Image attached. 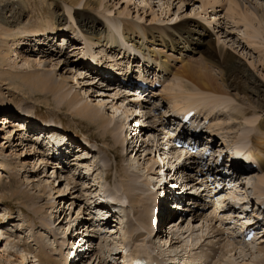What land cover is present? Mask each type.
<instances>
[{
  "label": "rangeland",
  "instance_id": "obj_1",
  "mask_svg": "<svg viewBox=\"0 0 264 264\" xmlns=\"http://www.w3.org/2000/svg\"><path fill=\"white\" fill-rule=\"evenodd\" d=\"M178 1L179 0L173 2L175 4L171 5L170 19L167 11L168 6L163 0H109V5H114V7L112 11L105 13V16L111 19H115V17L121 19L128 17V19H133L145 26L151 25V23L154 22L158 25L165 24L169 26L173 24H175L174 26L177 24L188 25V27L192 29L197 27V29L202 32L203 36H201V38L203 41H209L211 43L212 54L214 55L213 58H204V52L208 50L206 42L203 44L191 45L189 47L190 50L197 53H189V56L185 52L188 48H183L184 45L182 42L176 50H172L171 48L170 50L168 48L162 49V46H160L161 42H157V46L150 47L149 45V48H157L168 53V55L173 54L174 57H178L175 59L171 55V60L169 61L170 63L173 62V64L178 67H180L181 64L177 63L176 60L181 59V52L185 54L183 58H189L191 60L197 59V63L206 62L207 71L217 77V83L220 88L228 91V94L232 96L231 98L236 97L239 100L238 102L234 99H232L233 101L226 99L227 101H224L226 105L235 106V104H239L249 113L245 115L244 118H239L234 121L235 123H231L230 121L227 128L225 125L228 124L229 117L227 116H229L230 113H227V115L224 112L225 115L215 116L212 122L213 125L216 124L217 127L218 125L225 127V129H223L224 136L221 140L222 143H220L219 140L217 142L214 140L216 148L223 143H226V146H228L235 142L236 138L240 140V137H242V143H246L245 145L247 146L251 145L252 137H262L261 139H264V134L261 129H257L259 122L264 119V108H259L260 106L257 105L258 100L264 99L262 96L264 94V50L257 49L259 48L255 47L257 45H252L258 42L259 45L263 46L264 36L262 33L253 36L250 32L251 30L246 27L245 23L238 22V16L235 15L231 17V13L227 9L229 6L227 3L222 2L224 6L221 4L209 6L210 8L207 7L208 9L205 13L199 8L201 6V1L205 2V0H183L185 4H183L180 11L177 13L178 8L182 5V3H180L181 5L178 4ZM257 1L258 0H250L253 4H258L259 2ZM163 3L164 6H162ZM14 10L19 15V19H11L13 20V22H11L12 25L15 27L20 25L21 28L23 26H28L31 30L36 28V31L41 29L43 23L48 19L55 24L61 21L66 26L70 23L78 34V27L81 26L78 23L82 20L87 21L92 17V15H90L92 13L89 11H86L87 13L84 16L74 15V11L66 9L59 0H20V3L14 6ZM68 13H71V17ZM119 13H122L120 17ZM95 14L99 16V13ZM97 18H101L105 21L102 16ZM104 23L105 22L97 23L100 26L97 32L103 31L106 26ZM112 26L117 28L115 31L117 35L125 31L126 36L132 39L131 34L127 33V28L123 27L119 21L112 24ZM13 27H10V29H13ZM31 30L24 32V34L22 33V35L18 33L15 40L10 43L11 51L9 57H7L8 59L5 60L4 64L0 61V218L4 220L2 223L0 222V228L6 227L7 230L5 231L7 234L8 229L13 230V233L11 232V238L8 240V249L5 248V238L4 242H0V255H4V250H7L8 254L10 251V256L13 257L11 264H21L20 260L16 259L21 255H24L27 259L25 264H44L37 260V257L40 256L39 250L43 247L47 252L49 251L48 253L52 252V254L58 258L56 259L52 255V257H50L56 259L58 264H62V262L59 261L64 259L66 260L63 262L64 264H85L84 260L87 256L84 255V257L79 260L80 256L85 253L86 250L97 247L99 243H101L99 248L106 252H109V250L116 252L118 248L128 254L130 247H132V251L138 250L139 247L148 248L150 244L148 241L153 238L149 233H152L151 230L155 223L154 214L151 217V211H154L153 206L150 208L149 212L148 208L142 207L141 205L137 210H134L132 207H114V205L111 204L114 209L117 210L114 219L120 224L114 227L110 225V227H112L110 228L112 230L109 231L111 234H104L105 231L97 235H94L93 232L89 234L88 231V234L82 231L83 234L79 231L73 233L69 230L70 223H68V221L75 217L73 215V209L77 205L78 200L93 198L109 203L112 201L113 197L117 196L121 199L123 205L130 202L127 198L128 195L125 191V185L132 184L133 180L130 177V173H128L129 177L125 176L126 160L130 157L133 158L132 147L134 148V146H136L140 139L139 134H143V132L148 133L147 138L144 139L145 136L143 135L141 138L150 144V147L148 149L147 145L143 143L144 147L142 149L144 151L139 154L140 158L138 156L133 163L134 165L131 167L137 170V175L143 174L142 177L144 179H148L150 182L155 180L156 175L154 174L157 173L159 166H156L154 174L147 173L146 167H150V160H152V162L155 161V165L156 162H158L151 154L153 147L156 146L155 149H158L159 146V144L155 142V139L159 138L158 133L161 131H159L160 128L158 130L156 129L160 125L158 124L157 126L156 121L160 120L158 122H162L163 120L161 118L164 117V119H166V116H169L168 113H165V110L168 112L171 109L172 103L171 105L169 103L171 100L168 101V98L165 99L166 97L162 94L163 88H159L154 92L155 101L151 106H148L149 109H147L146 104L143 103L141 105L143 107L136 110L138 114H136L137 112L133 113L136 108L132 105L133 103L130 104V99L121 98L120 95L117 94L116 89L112 88L113 85L107 82L106 79L97 81V76L91 72V68L89 70L88 68H82V59L88 57L87 55L91 52L94 55L98 52V57L103 56L99 53L102 49L98 50V48H92L95 49L92 51L89 49V53L86 55L83 49L84 46L80 44L78 46L80 49L78 48V50L73 51V35L68 33V37L66 36L65 38L68 41H64L62 38L58 40L64 41L67 44L66 47H68L69 43L67 50L62 52L61 49L59 50L56 48L57 50L54 49L53 52L49 47L51 44L49 46L46 45L45 48L42 49V43L39 42L41 39H38L39 36L32 35ZM86 30L88 29L85 28L83 23L82 32L79 37L82 40L95 41L98 36L93 39L90 35L93 36L97 32L90 33ZM251 37L254 38L251 39ZM41 38L43 39V37ZM53 38L54 37L50 38L52 45H54L58 36ZM3 41L4 40H0V42ZM137 42L138 41L135 39L134 44ZM128 45L131 44H126L127 47ZM149 48L148 51L152 52ZM221 51L234 62H238L240 64L239 67L246 71L245 74L249 76L251 81L249 83L242 82L244 85L241 84V86L245 89L240 87V85L230 88L227 80L225 83L226 85L224 84V79L226 78L224 76L225 69L220 60ZM140 53L144 54L142 52ZM110 54H113V52ZM177 54L178 56H176ZM21 55L26 56L31 62L23 64L20 60L22 57ZM114 55H112L113 59L119 57L117 53H114ZM129 56H135V58H137L138 54L135 55L132 53V55ZM108 60L110 59H100L97 62ZM121 61L125 63L126 58H123ZM104 64L110 67L109 63L105 62ZM147 65L148 64H146V66ZM12 67H14V69H12ZM114 67L116 68L118 66ZM149 67L150 69L148 71L153 70V73L156 72L157 67L152 66V64H150ZM20 69H22V71H24V69L33 71V76L36 72L43 75H55L58 80H63L68 83V86H73V89L79 93L81 100H87L91 104L101 107V111L103 112L105 110L104 112L109 116L113 112V109L120 108V106L127 108V110H131L129 118L125 119L123 123L125 127L123 135L125 137L127 136L124 140V144L114 146L111 135L105 136L103 131L96 125L77 117L68 104L62 103L52 95L32 91L33 89L31 86L34 82H26V84H24L20 78H16L8 73L9 70L22 73ZM221 70H224V72L222 73ZM81 73H83V75ZM158 74L160 73L158 72ZM168 77H165L164 82ZM33 81H35V79ZM252 82L259 85V90L263 92L261 96L258 94V96L255 97L254 94H252L254 93L252 90ZM77 83L80 85H77ZM82 84L84 86H82ZM246 87L250 89V91H248ZM247 98L251 99L252 103H250ZM101 101L105 102L104 106L100 104ZM157 105L163 108H157ZM155 107L157 109H154ZM206 108H208V106ZM121 109L123 111L119 110L120 112H116L118 114L116 115L117 118L118 116L120 117L124 111L126 112L124 108ZM152 109L160 110L157 116L149 118L150 116L147 117V114L154 112ZM203 113H205V111ZM135 115H139V117L142 118ZM121 119L124 120L123 116ZM138 119L141 120L140 123H142L145 128L139 129L140 126L138 127L137 124L134 125V122ZM16 126H18V128H16ZM134 129L137 131H134ZM138 129L144 130L139 132ZM215 129L214 131H216ZM216 132H219V134L221 133L220 131ZM216 132L211 133V135ZM134 135L135 137H133ZM130 136L133 138L130 139ZM249 136H251L250 139ZM105 137H107L108 140L104 141ZM143 140L139 143L140 145ZM134 141H136V143ZM54 142H59V146L62 144L63 146L61 148H55L53 146ZM141 147L142 145L140 148ZM243 147L245 146L243 145ZM148 150H150V152ZM64 151H67V155L65 154V156L63 154ZM147 152L150 153V156H148ZM145 157L150 158L149 162H147L149 163L148 165L146 163L143 165ZM229 160L230 158L228 161ZM243 170L248 174V177L244 176L245 183L247 182L250 187L246 188V198L244 199H247V194L254 192L253 189L256 190V188L259 187L264 189V186L258 183L257 177L260 176L261 173L259 174L257 171L252 170L253 173L250 174L247 172L248 170ZM239 171L242 172V168L239 169ZM171 181L174 184L178 183V180ZM181 186L183 188L185 187L183 183ZM146 192V189L143 191L141 188H137L133 191L136 196L140 197L146 196ZM14 193H23L24 197H22L20 201L11 198V195ZM149 193L153 194L151 192ZM3 196L8 199L3 200ZM164 198H166L164 199V205L166 206L167 201H169L171 206V193L166 192ZM73 203L74 205H71ZM20 204H27L31 211L42 212L38 214L28 212V215L21 213L19 212ZM242 204L245 203L243 202ZM135 206L138 205L135 204ZM108 207L110 206L108 205ZM157 208L159 212L160 205L157 204ZM109 209H111V207ZM139 209L142 216H140V213L138 214ZM262 210L261 214L264 215V211ZM145 212L146 214H144ZM158 212V227H156H160V233L156 235L158 231L155 232L153 241L159 243L158 245L160 248H164L163 244L167 241L171 240L172 243V239L175 238L172 246H170V242L167 243L169 244L168 250L174 255H179L182 251L181 248L185 244L191 243L190 245H193L198 236L202 234L201 230H196L199 225L196 219L198 215L193 216V219H196L195 222H197L195 230H193L190 235H182L181 231L182 233H186V231H184L185 224H182V227L184 226L183 228H178V231L174 232L173 229H176V227L172 224L175 222V216L170 218V223H167L169 221H164V219L165 216L169 215L167 214L168 211L165 213L161 212L160 217ZM109 213L111 214V211H109ZM149 213L150 218L147 219V223L145 224L144 219ZM144 215L145 217H143ZM137 216L140 219L137 218ZM207 217L209 216L202 217L201 219L204 220ZM160 218H164L162 222H160ZM33 220L37 223L36 225L33 224ZM164 223L167 224L165 227H163V225H165ZM168 226L171 230H167ZM204 228L205 227L202 229ZM52 233L55 234L53 235L55 237L52 236ZM176 235H182L183 238L179 239V236ZM129 238L131 239L129 240ZM84 239L89 242H82ZM129 241L131 242L130 245L133 242L131 246L128 243ZM36 242L39 244L37 245ZM260 242L263 241H255L250 247L238 246V249L235 248L233 252H229L227 250L228 246L226 247V245H224L223 251H228L229 253L226 252L219 257H215L210 261V264H257L260 259L264 258V243ZM225 243L226 241L222 240V244ZM161 245L163 246L161 247ZM82 248L84 249L82 250ZM196 251L198 252L199 250ZM204 251H210L208 246L204 248ZM5 257L6 256L0 257V264H9L6 262ZM115 257L121 261L125 259L120 253Z\"/></svg>",
  "mask_w": 264,
  "mask_h": 264
},
{
  "label": "bare ground",
  "instance_id": "obj_2",
  "mask_svg": "<svg viewBox=\"0 0 264 264\" xmlns=\"http://www.w3.org/2000/svg\"><path fill=\"white\" fill-rule=\"evenodd\" d=\"M59 1L64 5V7L66 9L74 11V15H76V16H78V15L84 16L87 13L86 11H89L90 13H92V14H90V15H92V17L89 20H87V21L82 20L80 22L81 24L78 23L79 25H81L80 27H78V29H79L78 34L75 32L74 28L70 25V23H68V25L66 26L61 21H58L55 24L54 22H51V20H48V19H46V21L43 23V26L38 31L35 30L36 28L31 30L30 27H28V26H23L21 28L20 25H18L17 27H15L14 25L11 24V22H13L14 19H19V15L14 10V6L16 4H19L20 0H0V40H4L3 42H0V58H1L0 61H1V63L4 64L5 60L8 59L7 57H9V53L11 51L10 43L15 40V37L17 36L18 33H20L22 35V33L24 34V32L31 30L32 35L39 36L38 39L39 38L41 39L39 41L42 43L41 48L43 49V48H45L46 45L49 46L51 44V46H53V47H51V46H49V47L53 52H54V49L57 50L56 48L59 49V47L56 46L55 44L52 45V41H50V38L51 37L55 38L56 36H59L62 38V40L68 41L65 38H66L68 33H71L73 35L72 37L74 40L73 41L74 42L73 43V46H74L73 51L78 50V48H79L78 46L80 44L84 46L83 49L85 50L84 53L86 55L89 53V51H88L89 49H91V51L95 50L92 48H98V50L102 49L99 53L102 54L103 56L98 57L97 56L98 52L95 55L92 54V52H91L89 55H87L88 57H86L85 59H82L81 62L83 63V65H82L83 69L88 68V70H89L90 68L92 69L95 67L102 68L101 66H102V63L104 64V62L109 63L110 67H112V68L114 66H120L121 67V66H123L122 64H124V62H122L121 60H123V58H126L127 60L130 59L129 55H132V54L129 51H133V52L137 53L138 56L145 59L146 64H149V65L152 64V66L157 67V69H156L157 73L154 72V74H158V72L161 74L160 70L162 72L166 71L167 77L168 76L169 77L166 79L165 82L163 81V85L161 88H163L162 94H164L165 97H169V99L171 100V101H169V103H170V105L172 103V106H171L172 112L171 113L173 115H179L181 113H184L187 109H194L196 111L197 117L194 118L195 120L194 119L192 120V123H195V121H197V122L200 121V119L202 118L203 112L205 111L204 121H205L206 117H209L208 119L210 121V124H213L212 122L215 119V116H221L222 114H224V112L226 114L230 113L231 115L229 114V116H227V117H229L228 124L225 125V127L227 128L230 121H231V123H233L234 121L238 120L239 118L240 119L244 118L245 115L249 114L246 111V109L239 104H235V106L234 105L231 106L228 104L226 105V103L224 102V101H227L226 99H229V101H233L232 99H234L235 101H238V102H239V100L236 97L231 98L232 96L228 94V91H225L224 89L220 88V86L217 83V81H218L217 77L212 75L210 72L207 71L208 68L206 69V62L197 63V61H196L197 59L191 60L189 58H183L185 56V54L183 52H181V57H180L181 59L176 60L177 63L181 64V66L178 67L177 65L173 64V62L172 63L169 62L171 60V55L173 56V54L168 55V53H165L160 49L153 48V47L149 48V45H150V47L151 46H157L158 45L157 42H161L160 46H162V49L168 48L170 50V48H171L172 50H176V48L179 47L181 42H182V44L184 45L183 48L190 49L189 47L191 45L203 44L206 42V44L208 46V50H206L204 52L205 53L204 58H206V57L213 58L214 55L212 54L211 43L209 41H205V42L203 41V39L201 38V36H203L202 32H200L199 29H197V27L196 28L194 27V29H192V28L188 27V25H178L177 24L176 26H174L175 24H173L172 26H169V25H165V24L158 25L154 22L151 23V25L149 24V25L145 26V25L138 23L137 21H134L133 19H131V20L128 19V17L124 18V19L116 18V17H115V19H111V18H108L105 16V13L112 11L113 7H114V5H109V0H59ZM160 1H162V0H160ZM163 1H165L164 3L168 6L167 11L169 14V19H170L171 18V15H170L171 14V5H174L175 3H173V2H177V0H173V1L172 0L171 1L163 0ZM184 1L183 0L178 1L179 2L178 4L182 3V5L180 4L181 6L178 8L177 13L180 11L183 4H185ZM222 2L227 3V5L229 4L227 9L231 13V17L235 16V15L238 16L239 17L238 22L239 23L240 22L245 23L246 27H248L249 30H251L250 32L253 36L260 35L261 33L264 36V0H258L257 2H259V3L258 4L255 3L256 6H255V4L250 2V0H226V1L205 0V2L201 1V6L199 8L202 9L203 12L206 13V10L208 9L207 7L215 6L217 4L222 5ZM164 3L162 4V6H164ZM222 6H224V4ZM95 13H99V16L100 17L102 16L105 19V21H103L101 18H97L99 16H97V14H95ZM177 13H176V15H177ZM68 14L71 17V13H68ZM168 14H166V15H168ZM121 15H122V13H119V17ZM11 19H13V20H11ZM118 21L123 25V27L127 28V33L131 34L132 39H130L129 37L126 36L125 31H122L121 34L118 33V35H117V33L115 32L117 28L113 27L112 24H115ZM101 22H105L104 25H106V26L103 29V31L97 32L98 31L97 29L100 28L99 24H97V23H101ZM57 23H58V25H57ZM83 23H84L85 28L88 29V30H86L87 32H90V33L97 32L93 36L90 35V37L93 39L98 36L95 41L82 40L79 37L81 32H82L81 30H82ZM8 27H9V30H8ZM10 27H13V29H10ZM198 28H199V26H198ZM15 29H16V31H15ZM18 29H20V30H18ZM26 35H27V33H26ZM41 37H43V39ZM253 38L254 37H251V39H253ZM135 39L138 41L136 44H134ZM64 41H62V43H64ZM126 44H131V45H128V47H127ZM252 45H257V46H255V47H259L257 49L264 50L263 49L264 45L261 46L258 44V42L253 43ZM59 46H60V44H59ZM70 46H72V45H70ZM148 48L152 52H149ZM61 49H63V47H61ZM192 49H196V48H192ZM181 51H182V49H181ZM59 52H61V51H59ZM111 52H113V54H110ZM140 52L144 53L146 56L144 54H141ZM114 53H117V55L119 57L113 59L112 55H114ZM198 54H200V53H198ZM120 55H123V56H120ZM21 56L22 57L20 60L23 64L31 62V60H29L26 56H24V55H21ZM220 57H221L220 60L222 61V65L224 66V69H225V72H224V70H221L222 73L224 72V74H225L224 76L226 78V79H224V84L226 83V80H227L230 88H232L233 86L237 87V85H240V87L245 89L243 86H241V84L244 85L242 82L249 83L251 81L249 79V76L247 74H245L246 71H244L243 69H241L239 67L240 64L238 62H234L229 56H226V54H223L222 51H221ZM174 58L176 59L178 57H174ZM100 59H105V60L110 59V60L104 61V62H97ZM35 61H37V60H35ZM90 62L93 65H95V67H92V65L90 67L88 65V63L90 64ZM85 64H87V65H85ZM153 64H155V65H153ZM141 66H143L142 70H144V68L146 67V65L144 66V64L143 65L141 64ZM12 69H14V67H12ZM149 69H150V67H149ZM20 70L22 71V69H20ZM146 71H148V70H146ZM82 72H83V70H82ZM151 72H153V70H151ZM8 73H9V75H12L16 78H20V80H22V82L24 84H26V82H34V84L31 86V88L33 89L32 91H38V92L44 93L46 95H52L56 99H59L62 103L68 104L71 107L70 109L73 110V113L77 117H80L81 119H84V120L88 121L89 123L96 125L99 129H101L103 131L105 136L111 135L112 141L114 142L113 143L114 146L119 145V144L120 145L124 144V140L126 139L127 136L125 137L123 135V131L125 129L123 123L125 122V119L129 118V114L131 113V110H129V109L127 110V108L120 106V108L113 109V112L109 116L108 114H106L104 112L105 110L103 112L101 111V107H97V105H93L90 102H88L87 100L86 101L81 100L79 93L73 89V86H70V85L68 86V83H66L65 81L58 80L55 75H52V74L43 75V74H40L39 72H36V74L33 76V71H31V70L27 71L25 69H24V71H22V73L21 72H15L13 70H9ZM81 74L83 75V73H81ZM34 79H35V81H33ZM124 79H127L126 80L127 82L136 85V86H134L135 89H133V90L137 91L139 88L140 91L146 92L147 94H149L150 89H151L150 86H147L146 88L139 87V86L137 87V84L132 82V79L125 78V75H124ZM246 83H245V86H246ZM77 85H80V84L77 83ZM82 86H84V85L82 84ZM259 89H260L259 85H257L255 82H252V90L254 92L252 94H254L255 97H257L258 94L260 96H261V93L263 94V92ZM247 90L250 91V89H248V88H247ZM136 93H138V96L141 94L140 92H136ZM153 96H154V94H152V97ZM262 96L264 98V94ZM247 100L250 103H252L251 99L247 98ZM136 101H137V98H134L132 101L133 104L136 103ZM100 104L102 106H104L105 102L101 101ZM257 105L260 106L259 108H264V99L258 100ZM207 106H208V108H206ZM156 107L157 108H163L160 105H157ZM156 107L154 109H157ZM121 108H124V110H126V112L124 111L125 113L123 112V114H121V116L120 117L118 116V118H117L116 115H118L117 113L120 112L119 110L123 111ZM203 109H204V111H203ZM135 112H137V111L135 110L133 113H135ZM136 114H138V112ZM122 116H123L124 120L121 119ZM135 116H138V115H135ZM155 116H157V115H155ZM155 116H153V117H155ZM143 117H145V116H143ZM169 117H170V115L168 116V118L165 117L168 120L164 119V117L161 118L163 120V121L161 120L163 123L158 122L160 120L156 121L157 126H158V124H160L159 127L156 128L157 130L160 127H166L167 128V131L165 132V134H168L165 137L167 139H169V137H172L173 135L168 133L169 132L168 125L167 124L165 125V123L169 120L171 121V120L175 119V118L169 119ZM139 118H141V117H139ZM118 121H121L122 123L118 122ZM136 122L139 124L141 122V120L138 119V120H136ZM210 124L207 125L206 128L210 129L211 127L214 126V128H211V129L214 130L216 127L215 130L221 132L220 134L218 132V134L224 136V131H223V129H225L224 126L221 127L218 125V127H217L216 124L215 125H210ZM141 125H142V123H141ZM196 125H198V124H196ZM257 127L256 128L261 129V131L264 134V119H262L259 122ZM16 128H18V126H16ZM142 128H144V127H142ZM135 131H137V130H135ZM216 131H211V133L216 132ZM139 132H142V131L139 130ZM183 134H187V133H185V131H183ZM216 134H217V132L214 133L213 135L210 134L208 137V140L210 141L211 138L216 140V137H214V135H216ZM135 135H138V134H135ZM135 135L133 137H135ZM157 135H156V137H157ZM133 137L130 136V139H132ZM194 137L197 138L196 140L202 141L201 135H196ZM225 138H227V137H225ZM261 138H259V137H252L251 138L252 143L254 144V147H251L252 151H250V154L255 156L254 160L258 166V171H259L258 173L259 174L261 173L260 176L257 177L258 183H260L264 186V139H261ZM104 139H103L104 141L108 140L107 137H105ZM214 140H213V142H214ZM134 142L136 143V141H134ZM203 142L205 143L207 141H203ZM143 143L145 145H147V148L149 149L150 144H148L147 142H145L143 140L142 144H141L142 147L140 148L141 145L139 144V147L136 150L135 154L133 155V158L128 157L129 159L126 160L125 176L129 177L128 173H130V177L133 180L132 184L125 185V191L127 192V195H128L127 198L130 201L129 205L134 210L135 209L137 210V208L141 205L142 207L144 206V207L148 208V210L150 212V208L152 207V205L158 204V205H160V208H159L160 211L158 212L159 217H160L161 212L165 213L167 211H168L167 214H169V216H170V213L172 212L173 208L171 207V209H170L169 201H167L166 206L164 205L165 204L164 199H166V198H164L165 193H166L164 190H159V188H158L157 189L158 194H157V192L153 193L156 195L150 194L147 191L146 196H144V197L136 196V194L133 193V191L137 188L138 189L141 188L143 191H145L144 186L148 187V186L152 185V181L150 182L148 179L147 180L144 179L142 177L143 174L137 175V172H136L137 170L133 169L131 167L132 165H134L133 163L137 159L139 154L144 151L142 149L144 147ZM149 143H150V141H149ZM233 143L236 146V148H235L236 153L246 150V148L243 147V145H240V144H242V137H240V140H238V138H236L235 142H233ZM54 144H55V148H57L56 144H59V142L58 143L54 142ZM214 144H215V142H214ZM253 144H252V146H253ZM230 145H228V146H230ZM62 146H63V144L60 146V148ZM228 146H226V147H228ZM215 147H216V145H215ZM139 148H140V150H139ZM150 150H148V151L150 152ZM212 151H214V150L212 149ZM66 152L67 151L63 152L64 156H65ZM217 153H219V152H217ZM149 154L150 153H148V156H150ZM170 154H171V152H170ZM148 156H146V157H148ZM146 157L143 160L144 161L143 165H145V163L147 165L149 163H151V165H149L150 167H146L147 173L154 174L157 162L155 165V161L152 162V160H150V158H146ZM139 158H140V156H139ZM215 158H216V156H215ZM149 160H150V162H149ZM157 161H159V160H157ZM162 161L164 163V160H162ZM147 162H149V163H147ZM199 162H200V158H195V157H193L191 159V161L189 162V164H187V165L186 164L180 165L179 163L175 164L174 162H170L168 160L167 164L170 165L171 168H173L174 166L177 167L175 172L171 173L169 168H166V170H168V171H159L160 174H163L165 176V180L167 179V177L170 176L169 184H170V193L172 196L171 203L176 201L179 204L181 201H183L184 198H186V199H188V198L193 199L194 198L192 193L189 190H187V188L184 187V189H182V191H181V188H183L181 185H182V183L185 185V183H193L194 182L195 178H194L193 174H194L196 167L199 164ZM237 166L238 165H235V168H238ZM239 169H241V168H238V170ZM245 170H247V168ZM168 172H170V173H168ZM238 172H240V171H238ZM248 173L251 174V173H253V171L250 170V171H248ZM177 174H180L181 179L184 178V180H185L188 178V182H186V181L184 182V180H181L179 185L174 184L171 180L175 181V180L180 179L179 177L176 176ZM240 175H242L240 185L248 184L247 182L245 183V179H244V176L248 177V174H246L243 169H242V172L240 173ZM158 176H159V174L157 175V177ZM137 177L140 179H138ZM170 182H172V183H170ZM171 184H174V185H171ZM153 186H154V184H153ZM165 188H167V187H165ZM242 188L243 189L238 187V190H240V192H243V198H246L245 197L246 196L245 195L246 188L244 186H242ZM253 190L255 192L253 195L256 194L257 198L264 196V189L263 188L259 187V188H256V190L255 189H253ZM173 193H177V195L175 196ZM22 197H24L23 193H14L11 195V198L17 199L19 201L21 200ZM2 198H3V200L8 199L5 196H3ZM78 201H80V200H78ZM85 201L89 202V200H85ZM117 201L118 200L114 199V202H117ZM261 201H264V199H262ZM74 203H73V205H74ZM81 203H82V201H80V204ZM96 203H99V202H96ZM100 204L101 203H99L97 205H100ZM135 204H137L138 206H135ZM239 204L241 207L242 202L239 201ZM101 205L103 206V204H101ZM108 205L109 204H106L105 210L103 211L106 216L111 215L109 213V211L111 209H109L110 207H108ZM220 208H221V206L219 204L216 207L217 211ZM112 210H115V209L113 208ZM262 211H264V209ZM19 212L25 213L28 215V212H32V214L33 213L38 214V213H41L42 211H31V209L28 207L27 204H20ZM213 212L215 213V211H213ZM241 212H243V210H241ZM139 213H140V216H142L140 209L138 211V214ZM260 213H261V211H260ZM144 214H146V212ZM195 215H197V213L193 214V216H195ZM206 216H209V215H206ZM143 217H145V215ZM137 218H139V217L137 216ZM148 218H150V213L144 219L145 224L147 223L146 221ZM208 218L209 217L205 218L204 220L209 221ZM160 219H161L160 222H162V220L164 218H160ZM201 220H203V219H201ZM248 221L250 222L251 220H248ZM33 222H34L33 223L34 225L37 224L35 222V220H33ZM194 223H196V222H194ZM243 223H245V222H243ZM258 223H259L258 220L256 222H253V224H258ZM117 224H119V223L117 222ZM172 225L175 226V222H173ZM99 226H101V224H99ZM97 228L98 227L92 228V230L88 228L89 230H87V231H88V233H90V231H95ZM177 228H181V224L177 225ZM225 228L229 229V227H225ZM75 229H78V228H75ZM5 230H7L6 227L0 228V237L5 235V239H6L5 248L8 249V244H9L8 240L11 238L10 236L12 234L11 235L7 234V232ZM8 230H10V229H8ZM231 230H233V229H231ZM81 231L83 233L87 232V231L79 230L80 233H82ZM157 231H158V233L156 235H158L160 233L159 228H157ZM173 231H174V229H173ZM210 231H212L213 233L215 231L217 232L216 229L215 230L211 229ZM174 232H176V231H174ZM184 233H182V231H181V234H184ZM176 236H179V239L183 238L182 235H176ZM261 237H263L262 241H264V231H263V234ZM256 239H258V238L256 236H254L253 239L248 244H244L243 246L248 247V246L252 245ZM4 240H3V242H4ZM173 240H175V238L172 239V243L170 240V241H167L165 244L170 242L169 244H170V246H172ZM83 241H85V239L82 240V242ZM87 241L88 240H86L85 242L87 243ZM36 243H37V245L39 244L38 242H36ZM174 244H176V243H174ZM211 251L216 252V248L213 246L211 248ZM3 252H4V255L3 254L0 255V257L2 258V256H6L5 257L6 262L11 264V262L13 260V257L10 256L11 252L9 251V254H8L7 250H4ZM39 252H40V256L37 257V260L40 261L41 263L58 264L57 263L58 261L56 260L57 258L53 254H50L51 252L48 253L49 251L47 252V250L44 249L43 247H42V249L39 250ZM159 254H161V253H159ZM51 255L56 259L50 258V257H52ZM134 255H137V253ZM161 255L164 256L166 254L163 253ZM33 256H34V254H33ZM48 256H49V258H48ZM16 259H19L21 264H25L26 260H27L24 257V255L18 256ZM65 261L66 260L64 259L63 262H65ZM257 264H264V258L260 259V261H258Z\"/></svg>",
  "mask_w": 264,
  "mask_h": 264
}]
</instances>
